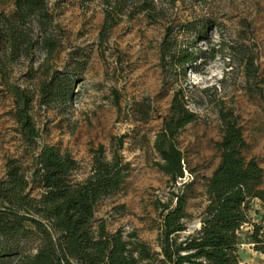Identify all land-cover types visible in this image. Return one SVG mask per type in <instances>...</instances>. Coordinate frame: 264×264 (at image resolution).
Here are the masks:
<instances>
[{"label": "trees", "instance_id": "16d2710c", "mask_svg": "<svg viewBox=\"0 0 264 264\" xmlns=\"http://www.w3.org/2000/svg\"><path fill=\"white\" fill-rule=\"evenodd\" d=\"M81 1L101 4V40L121 16L131 19L145 12L153 17L151 1ZM212 24L202 19L176 28L168 26L158 46L161 81L172 87L173 94L153 149L159 156L160 171L181 188L172 193L169 202L158 203L159 251L155 252L135 232L109 233L94 220L98 203L124 185L129 163L117 151L107 161L100 146L93 151L90 175L81 182L72 180L77 162L55 146L38 145L39 133L30 114L34 93L11 81L17 66L25 65L27 79L40 72L38 106L65 109L79 80L84 54L73 50L61 64L64 32L55 22L48 0H13L10 13L0 12V84L12 100L22 142L30 148L26 169L18 160L9 159L0 177V264H247L238 257L244 226H250L245 235L253 250L264 257V212L253 210L258 220L250 215L251 201H259L264 208V171L254 158L244 156L247 144L232 109L217 113L220 160L204 183L206 205L200 227L180 237L189 219L186 194L193 182L179 181L185 169L176 137L198 119L189 109L195 102L188 96L186 71L197 72L215 53L222 52L220 44L209 50L197 45L198 41L209 42L206 31ZM238 54L248 92L264 101L262 88L257 82L253 87L250 83L257 78L252 55L247 51Z\"/></svg>", "mask_w": 264, "mask_h": 264}, {"label": "rangeland", "instance_id": "374dc122", "mask_svg": "<svg viewBox=\"0 0 264 264\" xmlns=\"http://www.w3.org/2000/svg\"><path fill=\"white\" fill-rule=\"evenodd\" d=\"M144 1L153 5L152 18L145 12L131 19L121 16L101 40L103 13L98 1L48 0L55 22L64 32L61 64L73 50L85 56L80 59L79 80L65 109L38 106L40 72L27 79L23 76L25 65L17 66L11 81L34 93L30 114L39 133L38 145L55 146L77 162L72 180L81 182L90 175L93 151L100 146L107 161L117 151L123 162L129 163L124 185L98 203L94 220L109 233L135 232L158 252V203L169 202L172 193L181 188L173 186L160 171L159 156L153 149L173 94L172 87L163 86L161 81L158 46L164 31L168 26L208 19L213 23L206 31L209 42L198 41L197 45L209 50L218 49L220 44L222 49L197 72L186 71L188 96L195 102L189 109L198 119L176 137L184 169L193 176L192 188L186 194L189 219L185 226L195 222V232L206 205L204 183L220 160L219 109L233 110L247 144L244 156L254 158L264 171V101L248 92L238 54L247 51L252 55L257 78L250 83L253 87L257 82L264 93V0ZM12 9L13 0H0V12L7 14ZM12 112V100L0 84V177L9 159L18 160L24 169L30 160V148L22 142ZM250 207L251 217L258 220L253 210L263 213L264 208L256 200ZM249 230L250 226L242 228L239 260L261 264L264 258L245 235ZM192 233L185 230L180 237Z\"/></svg>", "mask_w": 264, "mask_h": 264}, {"label": "built area", "instance_id": "2783aa9c", "mask_svg": "<svg viewBox=\"0 0 264 264\" xmlns=\"http://www.w3.org/2000/svg\"><path fill=\"white\" fill-rule=\"evenodd\" d=\"M193 180V176L191 174H189L187 171H184V176L183 178L179 179V181L181 183H184V182H190Z\"/></svg>", "mask_w": 264, "mask_h": 264}, {"label": "water", "instance_id": "95a60500", "mask_svg": "<svg viewBox=\"0 0 264 264\" xmlns=\"http://www.w3.org/2000/svg\"><path fill=\"white\" fill-rule=\"evenodd\" d=\"M199 227H200V222H199ZM196 223H190L186 226V230L189 232V233H192L195 229H196Z\"/></svg>", "mask_w": 264, "mask_h": 264}, {"label": "crops", "instance_id": "0c3cea01", "mask_svg": "<svg viewBox=\"0 0 264 264\" xmlns=\"http://www.w3.org/2000/svg\"><path fill=\"white\" fill-rule=\"evenodd\" d=\"M261 257L264 258L263 255H261ZM263 260H264V259H263Z\"/></svg>", "mask_w": 264, "mask_h": 264}, {"label": "bare ground", "instance_id": "6f19581e", "mask_svg": "<svg viewBox=\"0 0 264 264\" xmlns=\"http://www.w3.org/2000/svg\"><path fill=\"white\" fill-rule=\"evenodd\" d=\"M198 225H196V227H197Z\"/></svg>", "mask_w": 264, "mask_h": 264}]
</instances>
